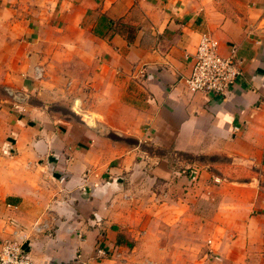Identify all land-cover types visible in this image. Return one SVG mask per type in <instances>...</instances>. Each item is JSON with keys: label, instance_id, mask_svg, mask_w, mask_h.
<instances>
[{"label": "crops", "instance_id": "1", "mask_svg": "<svg viewBox=\"0 0 264 264\" xmlns=\"http://www.w3.org/2000/svg\"><path fill=\"white\" fill-rule=\"evenodd\" d=\"M40 5L0 0V244L264 264V0ZM204 33L241 71L225 100L184 81Z\"/></svg>", "mask_w": 264, "mask_h": 264}, {"label": "built area", "instance_id": "2", "mask_svg": "<svg viewBox=\"0 0 264 264\" xmlns=\"http://www.w3.org/2000/svg\"><path fill=\"white\" fill-rule=\"evenodd\" d=\"M240 75L235 55L222 56L218 42L204 33L197 46L191 75L184 81L190 92L212 93L225 100ZM29 245L26 235L16 231L13 239L0 244V264H36ZM97 253L104 256L107 254L101 247Z\"/></svg>", "mask_w": 264, "mask_h": 264}, {"label": "rangeland", "instance_id": "3", "mask_svg": "<svg viewBox=\"0 0 264 264\" xmlns=\"http://www.w3.org/2000/svg\"><path fill=\"white\" fill-rule=\"evenodd\" d=\"M36 1L40 2L41 5L39 6V8H36L37 10H34V11H37L39 13L45 12V15L48 12H51V10L48 9L49 8L48 6L51 5L52 0H36ZM41 8H44V9H41ZM26 11L30 12L29 10H26ZM199 161L202 162L205 160L199 159ZM136 241L137 243H133V245H136V246L138 245L139 249L135 252L134 257L132 258L129 264H163V263H160L161 258L159 256V251L152 252L151 253L152 259L149 258L151 260L150 261L147 260L148 259L146 255L147 252L144 250V248H145V245L149 243L144 241L143 235H140V237ZM181 260H182L181 256H180V259H178L174 251L171 253V256H167V261H168L167 264H177L179 261L181 262Z\"/></svg>", "mask_w": 264, "mask_h": 264}]
</instances>
